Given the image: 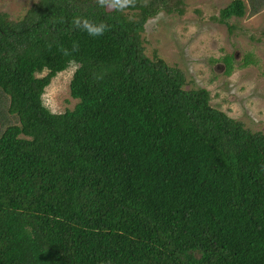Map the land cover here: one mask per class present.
Instances as JSON below:
<instances>
[{
  "label": "trees",
  "instance_id": "1",
  "mask_svg": "<svg viewBox=\"0 0 264 264\" xmlns=\"http://www.w3.org/2000/svg\"><path fill=\"white\" fill-rule=\"evenodd\" d=\"M159 13L182 0L0 12V264H264V134L146 55ZM244 16L234 0L217 21ZM72 65L76 103L53 114L42 96Z\"/></svg>",
  "mask_w": 264,
  "mask_h": 264
},
{
  "label": "rangeland",
  "instance_id": "2",
  "mask_svg": "<svg viewBox=\"0 0 264 264\" xmlns=\"http://www.w3.org/2000/svg\"><path fill=\"white\" fill-rule=\"evenodd\" d=\"M36 1L0 0V12L18 19ZM232 1L182 0L181 16L159 13L147 21L143 47L147 56L155 52L180 70L188 89L207 91L212 108L264 134V0H241L245 16L226 20L228 28L217 20ZM75 68L57 74L45 89L42 102L51 113L75 105L68 88Z\"/></svg>",
  "mask_w": 264,
  "mask_h": 264
},
{
  "label": "clouds",
  "instance_id": "3",
  "mask_svg": "<svg viewBox=\"0 0 264 264\" xmlns=\"http://www.w3.org/2000/svg\"><path fill=\"white\" fill-rule=\"evenodd\" d=\"M99 3L107 8H112L117 11L128 8L131 0H99ZM73 24L85 31L91 37H97L104 33L106 26L104 23H93L88 19L74 18Z\"/></svg>",
  "mask_w": 264,
  "mask_h": 264
}]
</instances>
